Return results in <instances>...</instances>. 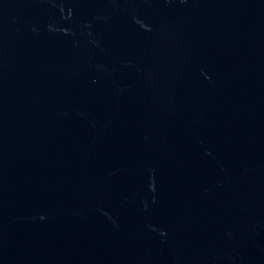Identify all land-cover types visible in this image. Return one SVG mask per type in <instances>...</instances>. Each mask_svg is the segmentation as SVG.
Masks as SVG:
<instances>
[{"label":"water","instance_id":"obj_1","mask_svg":"<svg viewBox=\"0 0 264 264\" xmlns=\"http://www.w3.org/2000/svg\"><path fill=\"white\" fill-rule=\"evenodd\" d=\"M0 264H264V0H0Z\"/></svg>","mask_w":264,"mask_h":264}]
</instances>
